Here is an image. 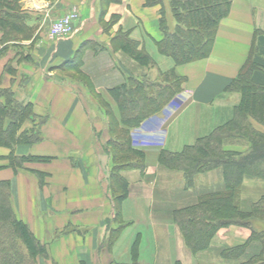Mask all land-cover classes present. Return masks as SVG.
<instances>
[{"label": "crops", "instance_id": "crops-1", "mask_svg": "<svg viewBox=\"0 0 264 264\" xmlns=\"http://www.w3.org/2000/svg\"><path fill=\"white\" fill-rule=\"evenodd\" d=\"M22 8L29 13L33 36L1 46L0 82L19 103L32 105L41 141L0 147V182L11 186L17 218L43 245L50 247L59 239L50 253L73 255L75 264L131 263L136 242L140 264H193L172 219L163 222L156 216L161 202L157 191L165 189L159 187L158 175H169L159 156L161 151L180 153L233 119L242 97L226 89L260 54L264 0H231L210 55L177 68L158 48L164 38L162 20L171 32L176 27L170 0H24ZM72 11L78 15L72 34L51 39L50 26ZM121 34L129 35L158 65L143 68L130 57L132 70L126 66ZM8 64L13 73H5ZM174 68L184 80L182 90L160 114L130 132L133 147L146 155L145 170L115 173L110 127L121 122L113 89L131 78L156 83L161 71ZM258 72L264 74V67ZM32 128L27 122L21 132ZM231 147L247 150L243 143ZM12 154L33 161L15 170ZM113 174L128 183L123 200ZM242 191H261L252 202L240 198L247 211L264 196V181L246 178ZM251 237L249 228L229 226L217 233L212 248L215 253L236 248Z\"/></svg>", "mask_w": 264, "mask_h": 264}, {"label": "trees", "instance_id": "trees-1", "mask_svg": "<svg viewBox=\"0 0 264 264\" xmlns=\"http://www.w3.org/2000/svg\"><path fill=\"white\" fill-rule=\"evenodd\" d=\"M23 1L0 0V48L33 36L29 13L22 8ZM170 1L176 27L171 32L162 20L164 38L158 43L160 54L171 58L175 68L207 58L220 22L229 15L231 0ZM128 36L121 34V50L143 68L155 66L149 54L140 50L139 44ZM259 52L253 67L247 65L239 78L226 89V92H236L242 97L233 119L180 153L161 151L158 160L160 167L169 175L179 173L183 181L184 185L172 191L179 196H170L169 193L166 200L169 201L168 211L172 221L178 226L189 251L198 254L208 250L222 228L243 226L251 230L252 237L247 244L220 251L222 260L237 264H264V230L256 225L264 226V196L247 211L240 205L244 180L264 181V132L253 126L254 121L264 127V74L258 72L260 67H264V37L259 40ZM175 68L161 73L156 83L131 78L113 89L121 122L110 127L109 144L117 164L115 173L120 170H145L146 155L133 147L130 132L160 114L182 90L184 80L176 75ZM5 73H13L11 64L7 65ZM38 120L32 105L19 103L13 90L2 87L0 82V147L13 149L18 145L40 142ZM27 122L32 123L34 128L21 132ZM238 142L245 144L247 150H233L231 146ZM9 161L11 167L18 170L33 159L12 154ZM213 172L222 176L223 185H218L217 190L212 185L200 188V177ZM113 176L121 188L119 200H123L129 193L128 183L118 174ZM191 190L198 191L195 204L181 208L174 205L181 201L182 195H194ZM253 243L259 247L255 252L251 251ZM46 255L45 245L28 225L17 218L11 204L10 184L0 182V264H37L38 257ZM128 264H140L138 242L132 248L131 263Z\"/></svg>", "mask_w": 264, "mask_h": 264}, {"label": "rangeland", "instance_id": "rangeland-1", "mask_svg": "<svg viewBox=\"0 0 264 264\" xmlns=\"http://www.w3.org/2000/svg\"><path fill=\"white\" fill-rule=\"evenodd\" d=\"M127 57L129 58V60L127 59L125 61V65L126 66H129L131 68V70H132V67H131L132 62L130 60L131 58L129 56H127ZM157 65L158 64L155 63V66H157ZM134 70L137 71L136 69H134ZM161 73H162V71H161ZM152 81H155V80H152ZM253 126H254V128L256 130H258L260 132H264V127L261 126V125H259L257 122H254L253 121ZM238 143H240V142H238ZM227 146L229 147V145H227ZM239 148H241V147H239ZM221 177L222 176L220 174H217V173H214V172L213 173H208L207 176L200 177L201 178L200 179V185L198 184V186L200 188H202L205 185H210V186L212 185V186L215 187L214 190H217L216 187L218 188V185H223V179ZM158 180L161 181L160 184H159V187L161 188V187L164 186V188L166 190L161 188V189H158V191H157V193H158V195H157L158 201H162V202H160L159 204H157V207H156V209H157L156 216H157V218L160 221L165 222L164 220H166V219H172L171 218V215H170V212L168 211L169 210L168 207L170 206L168 204L169 201L166 200V199L169 197V193H170V196H171V194H172V196H179L178 194L173 193L172 191H176L177 190V187H179L181 185H184V184H183V181H182L181 176H180L179 173L178 174L177 173H173L172 175H167L166 177L165 176L163 177V175L159 174L158 175ZM215 185H217V186H215ZM197 192L195 190H191V193H193L194 195H191L189 197H188V195L185 196V197H184V195H182L181 201L174 203V205L181 208V207H184L186 205L195 204L197 202V200H198V194H197ZM240 194H241L242 201L245 200L247 203H249V202H252V201L256 200L261 195V191H259L258 193H251V192H243L241 190V193ZM244 202H243L242 206L243 207H247V205H245ZM174 225L178 228V226L176 224H174ZM256 225H257V227H259V229L262 228V226L260 224H256ZM225 228H228V227H225ZM183 242H184V240H183ZM162 245H164V248L166 249L167 242L166 241H163ZM168 245H169V243H168ZM252 245L255 246V247H257V248L253 247ZM252 245H250V246H252V248H251L252 249L251 250L252 252H255L256 250L259 249V247L256 244L253 243ZM51 246H53L52 247L53 249H56L57 247H55V246H59V239L56 242H54V240H53L51 242V244H50V247H47L45 245L46 251H47V255L46 256H39L38 257V260H37V264H41V263L42 264H59V262L56 261V258H58L59 261L60 260H67L68 262H70L69 264H75L76 263L73 255H70V254L53 255V254H51L50 252H53V249L51 248ZM211 248H212V245H211V247L208 250L202 252V255L203 256H201L200 258H199V255L201 253L193 254L190 251L191 256H192V262H193V264H237L236 262H228V261L222 260L221 257H220V255H219L220 252H217L216 251V253H215V250L213 248L212 249ZM49 253H50V255H49ZM161 261L164 262V258H163L162 255H161ZM177 262L179 263L180 261H177ZM61 263H63V261H60V264ZM176 263H174V264H176Z\"/></svg>", "mask_w": 264, "mask_h": 264}, {"label": "built area", "instance_id": "built-area-1", "mask_svg": "<svg viewBox=\"0 0 264 264\" xmlns=\"http://www.w3.org/2000/svg\"><path fill=\"white\" fill-rule=\"evenodd\" d=\"M36 10H40L39 6ZM78 15L75 11L69 12L67 15L56 20L49 29L51 39H59L69 37L73 32V24L77 21Z\"/></svg>", "mask_w": 264, "mask_h": 264}]
</instances>
